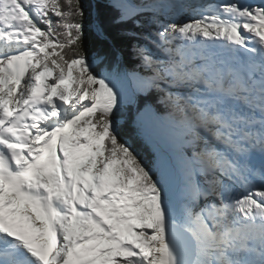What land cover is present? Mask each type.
Returning <instances> with one entry per match:
<instances>
[{
  "label": "snow or ice",
  "instance_id": "snow-or-ice-1",
  "mask_svg": "<svg viewBox=\"0 0 264 264\" xmlns=\"http://www.w3.org/2000/svg\"><path fill=\"white\" fill-rule=\"evenodd\" d=\"M104 7L151 12L131 71L115 47L89 58L82 0H0V264H264V0L184 22ZM132 105L171 123L178 198L173 164L120 139Z\"/></svg>",
  "mask_w": 264,
  "mask_h": 264
},
{
  "label": "trees",
  "instance_id": "trees-1",
  "mask_svg": "<svg viewBox=\"0 0 264 264\" xmlns=\"http://www.w3.org/2000/svg\"><path fill=\"white\" fill-rule=\"evenodd\" d=\"M140 1L141 0H137V2ZM105 3L106 0H82V4L86 12V19L84 21L85 50L91 59L93 53L100 51L110 52L112 48L115 47L123 53L124 66L127 70L131 71L137 66L134 58L131 56V45L137 43L138 40H142L143 38L140 37V34L138 33L139 26L133 23H128L126 25L115 23L114 13L104 7ZM98 13L109 34V41L106 43H101L95 32L90 28V24L96 18ZM143 16L144 15L139 18L141 24L143 22ZM144 24H146V22ZM140 27L142 29V26ZM151 28L152 26H150V29ZM142 31L143 36L149 33V29ZM137 37L140 38L137 39ZM101 70L107 71V69H97V72ZM140 107L142 108V105ZM157 113L159 116L161 115L162 119L170 123L162 107L159 108ZM138 123L141 124V126L143 125L144 129H148L149 126H151L150 122L146 120V115H143L142 112L138 111L136 105L126 107L121 117V125L119 128L120 139L122 142L126 141L129 145H131L132 149L139 154L140 159L145 162H151L157 157V155L151 148L150 143L145 139L139 130L140 127H138ZM177 147L180 152L179 142L177 143Z\"/></svg>",
  "mask_w": 264,
  "mask_h": 264
},
{
  "label": "rangeland",
  "instance_id": "rangeland-1",
  "mask_svg": "<svg viewBox=\"0 0 264 264\" xmlns=\"http://www.w3.org/2000/svg\"><path fill=\"white\" fill-rule=\"evenodd\" d=\"M170 2H171V0H169L166 4H168ZM187 4H189V6H191V8H192L191 10H193L194 6H196L198 4H203V2H199V0H191L190 3H187ZM173 9H175V7ZM173 9L170 11V9H161L160 8V10L162 12L161 19L169 18L171 20L178 21L181 19V17H183L184 20H182V22H184L189 18H195V14L193 11H191V14L193 13L191 15L190 11H188V9L186 10L183 8L182 12L185 11L184 13H186V14L181 12L182 15L179 13L177 15H175V12H172V11H174ZM178 10H181V9H178ZM149 15L151 16V14H149ZM184 15H186L187 17ZM148 17L143 16L142 29L139 26V30H138L140 37H143V33H142L143 31L142 30L149 29V32L152 31V29H150L151 25L149 23H147ZM145 22H146V24H144ZM137 43L147 44V41L144 38H142V40H138ZM148 47L152 48V45L148 44ZM116 84H117V87L122 89L125 93L131 92V90L135 87V85L127 79H121L119 81H116ZM146 120L151 121V126H149L148 129H142L143 125L141 126V124H139V123H138V127L141 128L140 130H143L141 132L144 133V134H142L144 137H145V132L148 131V132H151L152 135L156 136L160 140V142L165 143V145L160 146V149H157L156 147H152V146H151V148L155 151L157 156L163 155L169 160L170 163L173 164L174 172H175L174 192L178 198V196H179V194H178L179 187L178 186L180 184V178L178 179V175H180V168H179L178 161H179L180 152H179V149L177 147V143L179 141L174 138L173 132L170 133L167 131V130L171 129L170 127H168V129L166 130L167 126L165 127V124L154 125L155 122L159 121V119L156 117V115L155 116H146ZM150 145H151V143H150ZM161 150H163V151H161Z\"/></svg>",
  "mask_w": 264,
  "mask_h": 264
},
{
  "label": "bare ground",
  "instance_id": "bare-ground-1",
  "mask_svg": "<svg viewBox=\"0 0 264 264\" xmlns=\"http://www.w3.org/2000/svg\"><path fill=\"white\" fill-rule=\"evenodd\" d=\"M168 1L169 0H151L150 2H148V4L149 5L155 4L159 8H161L160 6L162 4H166ZM190 1L191 0H171V2H170L171 4L168 3L167 6L170 7V8L175 7V9H173L174 11H172V12H179V11L182 12L183 8H184L186 10L188 9V11H190V14H191V11H193V10H191L192 9L191 6H189V4H187V3H190ZM200 1L203 2V4H213L214 0H199V2ZM215 1H217V3H221L220 0H215ZM178 9H181V10H178ZM170 11H171V9H170ZM144 13H151V12L146 10ZM182 13H184V12H182ZM153 51H155V49H153ZM165 127H166V125H165ZM167 129H168V127H166V130ZM167 131L171 133L172 132V128L167 130ZM145 139H147L151 143L152 147H156L157 149H160L161 145H165L164 142H160V140L156 136L152 135L151 132H148V131L145 132ZM179 178H180V175H178V179ZM256 184L259 185V183H256ZM178 194H179V191H178Z\"/></svg>",
  "mask_w": 264,
  "mask_h": 264
},
{
  "label": "water",
  "instance_id": "water-1",
  "mask_svg": "<svg viewBox=\"0 0 264 264\" xmlns=\"http://www.w3.org/2000/svg\"><path fill=\"white\" fill-rule=\"evenodd\" d=\"M148 121V120H147ZM150 122V124H151V121H149ZM144 134V133H143ZM162 149V148H161ZM161 151H163V150H161Z\"/></svg>",
  "mask_w": 264,
  "mask_h": 264
}]
</instances>
